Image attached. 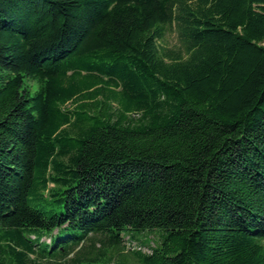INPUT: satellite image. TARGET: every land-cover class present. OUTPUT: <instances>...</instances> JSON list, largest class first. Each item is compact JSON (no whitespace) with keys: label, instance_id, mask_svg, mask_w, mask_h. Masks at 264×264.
Returning a JSON list of instances; mask_svg holds the SVG:
<instances>
[{"label":"trees","instance_id":"obj_1","mask_svg":"<svg viewBox=\"0 0 264 264\" xmlns=\"http://www.w3.org/2000/svg\"><path fill=\"white\" fill-rule=\"evenodd\" d=\"M0 264H264V0H0Z\"/></svg>","mask_w":264,"mask_h":264},{"label":"rangeland","instance_id":"obj_2","mask_svg":"<svg viewBox=\"0 0 264 264\" xmlns=\"http://www.w3.org/2000/svg\"><path fill=\"white\" fill-rule=\"evenodd\" d=\"M178 34L175 30H171L168 35H167V41H166V44H168L169 46H176L178 45L179 41H178ZM152 237V239H150V243L151 244H154V238L155 236H150ZM131 237L130 236H126V240H125V243L127 245V254L130 255L129 257L132 259L133 258V250L134 249H143L144 251L146 252H150L151 250V247L150 245L148 244V241L149 240H146L145 241V238L142 237V239H139V240H135V241H132V239H130ZM49 240V239H48Z\"/></svg>","mask_w":264,"mask_h":264}]
</instances>
